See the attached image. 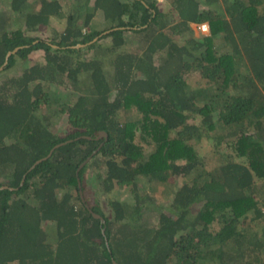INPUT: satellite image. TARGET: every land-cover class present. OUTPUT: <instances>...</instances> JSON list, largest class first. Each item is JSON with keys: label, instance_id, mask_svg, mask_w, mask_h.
Returning a JSON list of instances; mask_svg holds the SVG:
<instances>
[{"label": "trees", "instance_id": "16d2710c", "mask_svg": "<svg viewBox=\"0 0 264 264\" xmlns=\"http://www.w3.org/2000/svg\"><path fill=\"white\" fill-rule=\"evenodd\" d=\"M159 1L0 0V75L42 54L0 79V264H264V0H170L176 15ZM191 23L209 34L180 41ZM54 86L75 97L52 102ZM204 136L231 150L213 169L194 143ZM93 165L105 195L134 201L109 197L106 214L87 193ZM177 177L176 214L151 224L139 186Z\"/></svg>", "mask_w": 264, "mask_h": 264}, {"label": "rangeland", "instance_id": "374dc122", "mask_svg": "<svg viewBox=\"0 0 264 264\" xmlns=\"http://www.w3.org/2000/svg\"><path fill=\"white\" fill-rule=\"evenodd\" d=\"M4 2H8L9 0H3ZM5 6L2 2L0 3V9H3ZM159 6L162 10L165 12H171L172 14L176 15V11L171 3L170 0H160L159 1ZM39 6H37L38 8ZM65 10L67 11V6H64ZM206 8L205 4L202 1L201 4V9ZM52 24L53 27L62 30L63 27L66 25V19L65 18H57L53 17L52 18ZM104 22V18L102 13L98 12L96 17L93 19V24L99 25L100 23ZM192 31L187 32V34L183 37H180V41H183L185 37H190L193 36L195 38H198L201 36V34L208 35L209 34V27L207 23L203 24H197V23H191ZM32 34V33H31ZM35 34H39L43 38H50L51 34L49 31L43 32V31H38ZM126 38L129 41V52H140L145 45V41L143 40V37L140 36L139 32H134L130 34L129 32L126 33ZM42 60V54L39 52H33L29 60L26 62L19 61L17 66L14 68L12 72L6 71L2 75H0V79L6 77L7 75H12L13 73H19L26 67L36 63L37 61ZM156 60H158V55L156 57ZM247 68V65H243V70ZM185 78L187 82L193 87L197 88L200 86H205L206 81L202 78L201 74L199 71H191L185 74ZM53 91L51 94V101L56 102L55 98L58 99L57 103H63L64 101H71L74 97L75 94L67 89L64 86H54L52 87ZM137 110H133L130 113H127L126 111H120L118 114V118L122 120H127L130 117H137L139 114ZM73 128L71 125L67 122V117L64 115V117L54 126V131L59 134H67L68 132L72 131ZM196 143V147L201 154L202 157L205 158V161L207 163V167L209 169H213L220 164H222L223 159L225 156L229 153H231V150L227 148L226 144L223 143V145L217 147L215 140L211 136H204L200 141L194 142ZM147 151L149 148H147ZM99 170V169H98ZM103 170V169H101ZM96 166L93 165V167H90L89 170L86 173V185L88 187L87 193L90 195V197L93 195H97V200L103 205L106 214H109V207L106 208L107 205V199L109 197H119L120 199L124 201H134V194L130 190H124L121 189L120 187L118 189H114L113 192L108 193L105 195L103 193V184L101 183V180L96 176ZM184 180H187L185 178L177 177L176 181L173 183H163V184H158V185H150V186H144L141 184L139 187L141 188L140 191L143 192V194H148L152 198H148L149 200L147 201L148 203L151 202V210H146L145 211V219H147L149 222L156 224V216H158L160 211H164L165 213L169 215H175L176 211L174 210L172 206V198L174 195L175 190L182 185ZM152 186V187H151ZM262 186H261V181H257V188H256V197L262 198ZM93 200V199H92ZM159 208V209H158ZM264 225H261L262 227ZM48 232L51 235V238L55 237V228L53 225H49L47 228ZM262 230H260V233Z\"/></svg>", "mask_w": 264, "mask_h": 264}, {"label": "water", "instance_id": "95a60500", "mask_svg": "<svg viewBox=\"0 0 264 264\" xmlns=\"http://www.w3.org/2000/svg\"><path fill=\"white\" fill-rule=\"evenodd\" d=\"M102 135H106V133L104 132V133H101V135H100V137L102 136ZM53 151V150H52ZM52 152H50V154H51ZM49 154V155H50ZM91 157H89L85 162H87V161H89V159H90ZM43 159H45V158H43ZM43 159H41V160H43ZM41 160H39L38 162H40ZM37 162V163H38ZM85 162L84 163H82V165L80 166V167H82L84 164H85ZM79 187H80V192H82V184H81V182L79 181ZM82 194V193H81ZM97 217H99V215H96ZM114 264H117V262H115L114 261Z\"/></svg>", "mask_w": 264, "mask_h": 264}, {"label": "built area", "instance_id": "2783aa9c", "mask_svg": "<svg viewBox=\"0 0 264 264\" xmlns=\"http://www.w3.org/2000/svg\"><path fill=\"white\" fill-rule=\"evenodd\" d=\"M262 210H263V212H264V206L262 207Z\"/></svg>", "mask_w": 264, "mask_h": 264}]
</instances>
